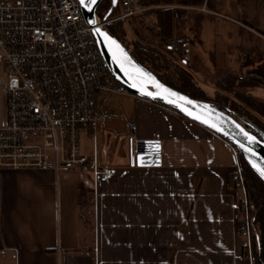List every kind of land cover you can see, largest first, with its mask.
Masks as SVG:
<instances>
[{
	"label": "crops",
	"instance_id": "0c3cea01",
	"mask_svg": "<svg viewBox=\"0 0 264 264\" xmlns=\"http://www.w3.org/2000/svg\"><path fill=\"white\" fill-rule=\"evenodd\" d=\"M4 84L0 66V124ZM113 102L95 135L81 131L90 140L86 147L80 138L82 152L116 169L99 186L93 214L82 209L93 195L84 164L58 179L48 170H0V264H248L239 258L233 147L163 104ZM139 140L159 142L158 165L135 163Z\"/></svg>",
	"mask_w": 264,
	"mask_h": 264
},
{
	"label": "built area",
	"instance_id": "2783aa9c",
	"mask_svg": "<svg viewBox=\"0 0 264 264\" xmlns=\"http://www.w3.org/2000/svg\"><path fill=\"white\" fill-rule=\"evenodd\" d=\"M119 6L114 16H98L97 25L127 20L143 10L132 0H120ZM0 66L6 90L0 170H48L58 179L84 164L91 173L93 195L82 209L93 214L99 186L113 179L116 169L86 156L80 133L95 135L114 115L105 102L130 92L110 72L78 0H0ZM127 124L133 127L134 121ZM232 147L231 179L241 192L239 258L256 264L243 165Z\"/></svg>",
	"mask_w": 264,
	"mask_h": 264
},
{
	"label": "rangeland",
	"instance_id": "374dc122",
	"mask_svg": "<svg viewBox=\"0 0 264 264\" xmlns=\"http://www.w3.org/2000/svg\"><path fill=\"white\" fill-rule=\"evenodd\" d=\"M210 4L211 8L204 0L200 7L190 9L173 5L170 36L157 27L159 15L153 6L138 5L143 10L123 21L131 40H139L185 68L209 94L228 74L264 79V0H211ZM235 88L264 102V87ZM110 98L127 106L131 96ZM80 138L88 147L85 132Z\"/></svg>",
	"mask_w": 264,
	"mask_h": 264
},
{
	"label": "trees",
	"instance_id": "16d2710c",
	"mask_svg": "<svg viewBox=\"0 0 264 264\" xmlns=\"http://www.w3.org/2000/svg\"><path fill=\"white\" fill-rule=\"evenodd\" d=\"M120 1V0H119ZM112 9L110 16L119 13L120 6ZM211 0L206 5L211 8ZM204 0H136L140 6H153L154 12L159 15L157 27H161L170 36L171 16L170 7L157 8L158 5L201 6ZM111 4V0H102L97 7L96 14L103 18ZM209 4V5H208ZM106 30L119 40L133 55V57L157 75L169 87L193 99L211 101L225 106L231 111L244 117L264 133V102L254 96L237 90L239 88L264 87V79L256 75H226L216 89L209 94L200 86L193 76L182 66L168 59L164 54L154 48L143 45L139 40H131L127 34L123 20L105 25ZM264 34V28L262 30ZM180 116H182L179 113ZM185 118L184 116H182ZM243 165L244 183L248 199L249 216L251 218V236L253 253L256 264H264V182L257 176L252 168L240 156ZM241 197L239 199V204Z\"/></svg>",
	"mask_w": 264,
	"mask_h": 264
},
{
	"label": "water",
	"instance_id": "95a60500",
	"mask_svg": "<svg viewBox=\"0 0 264 264\" xmlns=\"http://www.w3.org/2000/svg\"><path fill=\"white\" fill-rule=\"evenodd\" d=\"M101 1L102 0H98L97 4H89L87 7H85L80 3V0H78L87 24L93 27L97 46L100 49L104 58L106 59L109 70L114 76V78L120 84L124 85L130 92V94L170 107L176 112L180 113L185 118L204 126L205 128L215 133L225 141L229 142L232 146L237 149L244 161L264 182V176H262L258 171V168H264V133L255 125L247 121L244 117L231 111L225 106L216 104L211 101L193 99L163 83L155 73H153L139 61H137L130 53V51L112 34H110L105 27H100L97 25L98 15L96 14V10ZM117 5L118 0H115V2L114 0H111L110 7L104 14L102 19L105 20L110 17L112 9L115 8ZM89 8L93 10L89 11ZM93 21H95V23H93ZM97 28L100 29V33H107L124 49V51L128 54V57H130L131 63L124 62L122 58H116L119 57L121 54L115 49L114 45H111V42L106 37L102 36L96 31ZM114 53L116 54L115 56ZM121 63H123V68L121 67ZM137 66L143 69L145 72L150 73L153 77H155L156 81L164 85L166 88H169L173 92L178 93L179 96L187 97L188 100H191L194 103L187 104L185 101H181L178 97L168 96L166 93L156 87L154 81L148 80L147 77L143 78L144 84L136 85L134 87L133 83L126 80L124 72L132 73L133 75L138 77L139 74L135 72V68ZM149 92L153 93V95H148L147 93ZM157 93L159 94L157 95ZM169 100H175L176 102L170 103ZM184 109H187V111H185ZM189 112L191 114H189ZM236 116L238 118H241L245 123H247V125L255 132V134L259 137L263 144H260L257 140H255V142L253 143H249L248 139L241 132V129H243V132H248L239 125V121ZM212 124H216L217 127H212ZM237 125H239V127H237ZM240 144H243L244 148H241ZM249 148L252 150L251 152L246 151V149ZM159 151V142L139 140L135 143V163L137 165H158L160 163Z\"/></svg>",
	"mask_w": 264,
	"mask_h": 264
},
{
	"label": "snow or ice",
	"instance_id": "6c2138e0",
	"mask_svg": "<svg viewBox=\"0 0 264 264\" xmlns=\"http://www.w3.org/2000/svg\"><path fill=\"white\" fill-rule=\"evenodd\" d=\"M98 0H80V3L87 7L89 4H92V5H95L97 4ZM115 2V0H114ZM93 9L89 8V11H92ZM93 23H95V21H93ZM96 31L98 33H100V29L97 28ZM102 36L106 37L110 42H111V45H114L115 46V49L121 54L119 57H116L117 59H121L124 61V62H128V63H131V59L130 57H128V54L124 51V49L114 40L112 39V37H110L107 33H100ZM116 54L114 53V56ZM121 67L123 68V63H121ZM135 72L137 74H139L138 77H133L134 79V83H133V86L135 87L136 86V83H143V78L144 77H147L148 80L150 81H154L155 82V85L156 87L159 89V90H162L164 93H166L168 96L170 97H178L181 101H185L187 104H193L194 102L191 101V100H188L187 97H182V96H179L178 93L176 92H173L171 89L169 88H166L164 85L160 84L158 81L155 80V77H153L150 73H147L145 72L143 69L139 68L138 66L135 68ZM129 75L131 76L132 74L129 73ZM148 95H153V93L149 92L147 93ZM159 93H157L158 95ZM170 103H175L176 101L175 100H169ZM207 107V106H205ZM185 111H187V109H184ZM189 114H191L189 112ZM199 118V117H197ZM204 122H207V121H204ZM212 127H217L216 124H212L211 125ZM237 127H239V125H237ZM222 130V129H220ZM241 132L243 133V135L248 139L249 143H253L255 142L256 138L254 136H249L248 133L246 132H243V129H241ZM240 147L241 148H244V145L243 144H240ZM246 151H249L251 152L252 150L249 148V149H246ZM255 167V165H254ZM258 171L260 172V174L262 176H264V168H258Z\"/></svg>",
	"mask_w": 264,
	"mask_h": 264
},
{
	"label": "bare ground",
	"instance_id": "6f19581e",
	"mask_svg": "<svg viewBox=\"0 0 264 264\" xmlns=\"http://www.w3.org/2000/svg\"><path fill=\"white\" fill-rule=\"evenodd\" d=\"M132 74V73H131ZM124 76L126 78L127 81L131 82V83H134V79L133 77H136L135 75H129L128 72H124ZM144 84L143 83H136V85H142ZM237 117V116H236ZM238 118V117H237ZM238 121H239V125L244 128L250 136H254L256 138V140L260 143V144H263V142L259 139V137L255 134V132L247 125V123H245L241 118H238Z\"/></svg>",
	"mask_w": 264,
	"mask_h": 264
},
{
	"label": "flooded vegetation",
	"instance_id": "af4514ba",
	"mask_svg": "<svg viewBox=\"0 0 264 264\" xmlns=\"http://www.w3.org/2000/svg\"><path fill=\"white\" fill-rule=\"evenodd\" d=\"M119 1V0H118ZM193 7V6H192ZM194 7H200V6H194Z\"/></svg>",
	"mask_w": 264,
	"mask_h": 264
}]
</instances>
